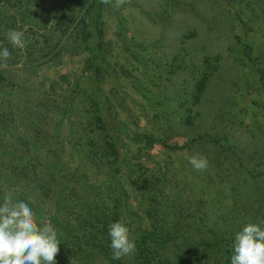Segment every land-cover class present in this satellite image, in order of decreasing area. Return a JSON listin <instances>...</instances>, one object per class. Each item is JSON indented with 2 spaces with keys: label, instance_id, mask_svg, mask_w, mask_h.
<instances>
[{
  "label": "rangeland",
  "instance_id": "374dc122",
  "mask_svg": "<svg viewBox=\"0 0 264 264\" xmlns=\"http://www.w3.org/2000/svg\"><path fill=\"white\" fill-rule=\"evenodd\" d=\"M89 1L0 0V50L11 53L0 68L2 193L27 190L47 215L63 189L72 211L59 224L84 223L65 233L57 264H231L235 235L264 221V0L100 3L95 71L80 34ZM117 221L136 251L114 263Z\"/></svg>",
  "mask_w": 264,
  "mask_h": 264
},
{
  "label": "clouds",
  "instance_id": "9594fccd",
  "mask_svg": "<svg viewBox=\"0 0 264 264\" xmlns=\"http://www.w3.org/2000/svg\"><path fill=\"white\" fill-rule=\"evenodd\" d=\"M130 0H100L101 4L119 9ZM7 39L15 48H24L23 33L7 32ZM11 53L8 48L0 50V68H7ZM189 163L197 171L206 170V157L194 155ZM264 221L248 223L235 235L231 264H264ZM108 235L112 259L119 260L136 251L130 238V229L122 221L109 225ZM61 244L57 230L50 224L38 225L36 214L28 202L14 201L6 192L0 203V264H57Z\"/></svg>",
  "mask_w": 264,
  "mask_h": 264
},
{
  "label": "trees",
  "instance_id": "16d2710c",
  "mask_svg": "<svg viewBox=\"0 0 264 264\" xmlns=\"http://www.w3.org/2000/svg\"><path fill=\"white\" fill-rule=\"evenodd\" d=\"M99 5H100V0H90L89 1L88 5L84 9L83 19L81 20V26H80V34L82 36L83 44L89 53L92 68H94V71H95L96 66L100 62V59H99L100 36H99V30H98V24H97ZM249 69H251V67H249ZM88 90L90 91L89 94L91 95L92 100L95 103L97 110H98L97 119L100 122L101 131L103 135L109 140L108 144L110 146V149H112V151L114 152L113 161L114 162L123 161L124 158L123 160H120L121 158H118V151H117L118 135H117V131L112 128L114 125H117V122H114L113 119L106 112L107 104L105 102V97L102 93H100L101 92L100 89L94 86L92 82L90 83ZM62 190L63 189H60V193H62ZM2 191L3 189H0V203L3 202L4 196H5V194H3ZM16 191L18 192V195H16V197L14 198V201L28 202L36 214L37 221H40V219H46L48 222H50V224L54 228L60 230V233H58V239L61 242V244L59 245L60 247L61 245H63V242L65 240V236H64L65 233L71 234L74 230L77 229V226L81 225V223H84V221L79 217L78 220L75 222L73 221L65 222L63 223V226L59 224V223H62V220H60L61 215L59 214V212L61 208L66 209L65 204H67L66 202H64L65 203L64 204L63 201L61 200L60 193H59V197L57 201L54 202L55 204L53 205V208L48 209L49 214L46 215L44 212L45 207L43 205L45 200H43L42 204L38 202L32 203L33 200L29 199V195H30L29 191L27 190H24V191L16 190ZM66 207L68 208V206ZM88 210H90V208ZM67 211L71 212L72 210H67ZM69 214H70L69 219H71V213ZM87 214H94V213L93 211H90V212L88 211ZM106 215L107 214L103 215V217L107 219ZM94 220L95 222H97V219L94 218ZM104 227L105 226H103L101 229H103ZM77 238L78 240L80 239V241L83 242V239H84L83 236L82 238L80 236H78ZM165 239L166 238L163 236L162 240H160V243H163ZM76 242L78 243L79 241L76 240ZM74 249L75 251L81 254L88 253L87 250H81L79 247H76V246L74 247ZM98 249L103 250L104 252L105 246L100 244ZM66 253L68 255L70 254L72 255L71 250L70 251L66 250ZM103 255L106 258L110 259L109 252H104ZM116 261L117 260H113L114 263H116Z\"/></svg>",
  "mask_w": 264,
  "mask_h": 264
}]
</instances>
